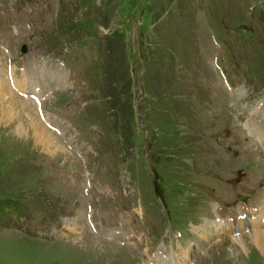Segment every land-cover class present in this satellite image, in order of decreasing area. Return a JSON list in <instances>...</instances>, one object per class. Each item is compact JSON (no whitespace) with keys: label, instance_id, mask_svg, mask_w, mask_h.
I'll use <instances>...</instances> for the list:
<instances>
[{"label":"rangeland","instance_id":"1","mask_svg":"<svg viewBox=\"0 0 264 264\" xmlns=\"http://www.w3.org/2000/svg\"><path fill=\"white\" fill-rule=\"evenodd\" d=\"M0 85V264H264V0H0Z\"/></svg>","mask_w":264,"mask_h":264},{"label":"trees","instance_id":"2","mask_svg":"<svg viewBox=\"0 0 264 264\" xmlns=\"http://www.w3.org/2000/svg\"><path fill=\"white\" fill-rule=\"evenodd\" d=\"M174 30L176 31L177 29L174 28L172 30V36H175V38H178V37H176L177 34L174 35L175 34L174 33ZM156 45L159 46V47L166 46L163 41L162 42H158ZM174 46H176V45H174ZM159 47H157L159 49L158 51H160V49H161ZM158 51L156 50V52H154V55L157 56ZM170 51H173V52L176 51V56L181 57V54L179 53L180 51L178 50V48H174V49L173 48H170ZM111 52H112V55H115V52L119 53V57L122 58V62L124 63V65H125V67L127 69L126 60L123 57L122 53H120L121 52L120 45L114 50V52L113 51H111ZM184 53H186V52L184 50H182V54H184ZM163 60L164 59L161 58V56H157L156 57V61H158L159 64H162L163 63ZM173 60L174 59L171 57V59H169L167 61L169 63L170 61H173ZM152 68H153V74H154V78H155V81H154V78H153V84L156 83L155 88H157L159 91H161L162 89H164L166 87V89H167V92L166 93H168L169 95H173V93L175 91L174 85H176L175 84L176 81H175L174 74H171L170 72H165V73L162 72V70L158 66H156L155 63H152ZM127 71H128V69H127ZM166 73H169L170 75H168ZM118 82H121V84H122V80L121 79H119ZM111 83L113 84V81H111ZM118 90H119V92H118ZM130 90L131 89H130L129 85L123 84L121 87H119L116 90H114V94L109 95V96H111L112 100H116L117 101L115 103H116V106H118V110L125 111V108L128 106L127 108L130 109V113H131V106L129 105V103H125L126 102L125 101L122 104V98L125 97L128 93H130ZM115 91H116V95H115ZM130 113L127 116L123 113L125 115L123 117L126 119L127 117H129Z\"/></svg>","mask_w":264,"mask_h":264},{"label":"bare ground","instance_id":"3","mask_svg":"<svg viewBox=\"0 0 264 264\" xmlns=\"http://www.w3.org/2000/svg\"><path fill=\"white\" fill-rule=\"evenodd\" d=\"M13 78V77H12ZM14 80V79H13ZM26 81V80H25ZM14 83H18L16 80H14ZM1 91H4L3 90V86L0 85V92ZM256 111L258 112V109H256ZM7 112V110L5 108L2 109V113L4 116H6L7 114L5 113ZM260 114V113H259ZM261 120H262V117H261ZM263 123V121H262ZM257 125V124H256ZM259 126V125H258ZM254 127V131H257V126H253ZM257 129V130H256ZM264 131V130H263ZM258 137L264 139V132H259L257 134ZM261 210H263L262 206H261ZM218 224H222V222L220 220H217ZM250 225H253V224H256V227H252L254 230L253 231H250L249 234L250 235V239H252L254 241V244L257 245L259 248H262L263 250H261L263 253H264V227L262 225H264V221L263 220H260L259 222H250L249 223ZM227 226L229 227V230L233 231L232 228H235L236 231H233L235 233L236 236H239L237 237L236 239H240L241 236L239 234V232L242 230H248V229H252V228H247V223L244 221V220H241L239 219L237 222H228L227 223ZM207 228L206 226L204 225H201L199 227H197V229H194L196 230L197 234L198 233H201L204 231V229ZM238 232V234H237ZM235 236V237H236ZM203 239V238H202ZM242 239V238H241ZM239 242V241H238ZM183 261V260H182Z\"/></svg>","mask_w":264,"mask_h":264},{"label":"water","instance_id":"4","mask_svg":"<svg viewBox=\"0 0 264 264\" xmlns=\"http://www.w3.org/2000/svg\"><path fill=\"white\" fill-rule=\"evenodd\" d=\"M22 50H23V51H25V50H26V47H25V46H23Z\"/></svg>","mask_w":264,"mask_h":264}]
</instances>
